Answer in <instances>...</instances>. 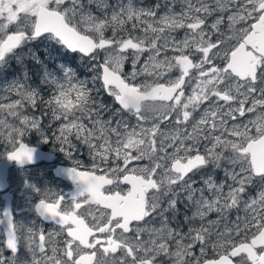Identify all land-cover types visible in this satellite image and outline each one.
<instances>
[{"label": "snow or ice", "instance_id": "snow-or-ice-1", "mask_svg": "<svg viewBox=\"0 0 264 264\" xmlns=\"http://www.w3.org/2000/svg\"><path fill=\"white\" fill-rule=\"evenodd\" d=\"M20 9L0 0V69L44 39L79 53L89 77L42 65L47 99L26 75L0 89V154L35 163L25 142L35 132L71 161L57 174L74 185L70 195L37 186L28 222L3 212L0 264H264V0ZM101 90L119 105L115 124ZM39 105L51 137L30 111ZM77 141L90 166L74 156Z\"/></svg>", "mask_w": 264, "mask_h": 264}, {"label": "flooded vegetation", "instance_id": "flooded-vegetation-1", "mask_svg": "<svg viewBox=\"0 0 264 264\" xmlns=\"http://www.w3.org/2000/svg\"><path fill=\"white\" fill-rule=\"evenodd\" d=\"M111 105V108H119V105L115 102ZM102 113H108L109 116L111 114L109 110L103 111ZM113 118L116 119V116ZM28 144L52 152L53 156L51 160H40L26 166L17 165L16 162H13L11 167H0V216H2L5 210H8L15 220L25 222L35 218L34 214L31 213L29 209L31 202L38 198L34 193V189L37 186L41 187L42 190L45 187L54 188L65 195H70L74 190V185L70 179L57 174L58 169L66 168L57 166L70 164L58 159L59 151L53 149V143L50 141L43 144L38 142H28ZM0 150H2V148ZM3 156L0 157V160L5 159V156ZM41 163L48 167H38ZM37 222L43 223L39 221L38 218ZM42 226L45 228V231L53 227V225L49 223H43ZM3 227V225H0V233H2ZM2 238L3 236L0 235V239ZM20 254H24L23 249Z\"/></svg>", "mask_w": 264, "mask_h": 264}, {"label": "rangeland", "instance_id": "rangeland-1", "mask_svg": "<svg viewBox=\"0 0 264 264\" xmlns=\"http://www.w3.org/2000/svg\"><path fill=\"white\" fill-rule=\"evenodd\" d=\"M11 2H15V0H11ZM21 2V9L20 10H23V7L31 2H33V0H20ZM116 0H109V3H115ZM136 4L140 7H152L154 6L156 3H163L164 0H135ZM177 10H179V6L177 7ZM24 52H30L29 54H33L31 51L33 50L32 48V45L29 43L27 45L24 46ZM60 48L57 47L56 50H59ZM47 53L48 52H43V56L45 57V59L47 60H44V62L41 63V59L42 58H39V61L40 63H37L35 62L34 66L28 68L23 62L21 59H17V58H12L10 59L6 66H4L2 69H0V89H3L4 87H6L9 83H11L12 81H15V80H20V81H24V78H25V75L27 76V81L26 83L28 85H30L31 87L33 88H39L41 90V94L44 96L45 99L48 98V88L46 85L42 84V75H43V72H42V68L41 66H47V68H49V70H53V68H55L57 65H66L72 69H75L73 68L72 66L64 63L63 60H61V58L58 56V55H53L54 57H49L47 56ZM12 60H15V65H13L11 63ZM128 67L130 68V65H128ZM19 70V72H18ZM76 70V69H75ZM88 71V69H87ZM84 74L82 76H80L81 79H84V78H88L89 77V74L88 73H85L83 72ZM98 87V85H97ZM102 91V90H101ZM99 92V94H96L94 93V97L95 99L97 100L98 103H103L104 105L107 106V110L106 111H110L111 114L110 116L105 113H101L102 117L107 120L109 118H112L113 119V124H115V120H119L121 119L120 116H116V119L113 118L112 116V113L118 109V107H112L111 108V104L110 102L108 101L107 98H105V96H103L102 92ZM7 93H4L2 91H0V95H6ZM15 98V97H13ZM32 114H34L36 117L38 118H41L42 120V124L44 126V129L46 132H48L49 136L51 137V131L48 130V125L50 123V120H51V117L49 114H47V109L44 105L42 106H38L37 108L35 109H31L30 110ZM124 119H128L130 123H135L134 120L130 119L129 117L127 116H124L123 117ZM55 130V125L53 126L52 128V131ZM25 141H28V142H38L40 144H43L45 142H42L39 134L35 133V132H32L30 133L29 135H26L25 136ZM51 141V140H50ZM77 143V149L74 150V156L83 161V163L85 164V166H90L91 164V160H90V157H89V154H88V148L87 146H85L83 143H80V142H76ZM53 149L57 150L56 149V146L53 144L52 145ZM3 148V146H0V149ZM59 151V150H58ZM3 156V154H0V157ZM4 157V156H3ZM58 159H61L63 160L65 163L67 164H71V161L68 160L65 155L63 153H61L59 151V157ZM146 163V162H144ZM38 167H48L44 164H39ZM215 176L217 178V180H223L224 179V174H223V171L220 170V169H217L215 170ZM194 179L197 181V184L195 186L199 187L201 186V183H200V180H199V177H194ZM249 194L250 195H255L256 194V189L255 188H251L250 191H249ZM186 211V209L184 208L183 205H181V214H180V219H182V216H183V213ZM236 215H241L243 216L244 213L242 211L240 212H236V211H233L231 213V216H230V219H235ZM213 218H215L213 216Z\"/></svg>", "mask_w": 264, "mask_h": 264}, {"label": "trees", "instance_id": "trees-1", "mask_svg": "<svg viewBox=\"0 0 264 264\" xmlns=\"http://www.w3.org/2000/svg\"><path fill=\"white\" fill-rule=\"evenodd\" d=\"M32 45L33 50L31 51L36 57L42 58L41 63L44 62L45 57L43 56L42 52H48L47 56L49 57H54L53 55H58L61 59L65 60L68 62L70 65L75 66L79 73H82V68H85L86 65L82 62L81 57L77 53H73L65 49L64 47L54 43L53 41H48L44 39H37L29 42ZM28 43V44H29ZM27 45V44H26ZM25 46V45H24ZM24 46L20 49H18V53L22 57L21 60L22 62L30 68L31 66L33 67L36 60H34L32 57H30L29 53L30 52H24ZM59 47V50H56V48ZM53 54V55H52ZM33 56V55H32ZM11 63L15 65V60H12ZM34 63V64H33ZM105 98L108 99V101L112 100L113 98L109 96L106 92H104Z\"/></svg>", "mask_w": 264, "mask_h": 264}, {"label": "water", "instance_id": "water-1", "mask_svg": "<svg viewBox=\"0 0 264 264\" xmlns=\"http://www.w3.org/2000/svg\"><path fill=\"white\" fill-rule=\"evenodd\" d=\"M27 143V142H26ZM28 144V143H27ZM30 147H33L36 149V153H35V163L40 161V160H51L52 156H53V153L52 152H49V151H46V150H43L41 148H39L38 146H35V145H30L28 144ZM14 161H8L7 159H4V160H0V167H10L12 165ZM17 165H19L17 162H16ZM72 165H59L57 167H66V168H69L71 167Z\"/></svg>", "mask_w": 264, "mask_h": 264}]
</instances>
